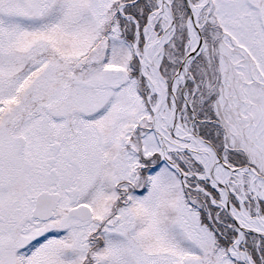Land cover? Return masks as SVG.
I'll return each instance as SVG.
<instances>
[{"label": "snow or ice", "instance_id": "obj_1", "mask_svg": "<svg viewBox=\"0 0 264 264\" xmlns=\"http://www.w3.org/2000/svg\"><path fill=\"white\" fill-rule=\"evenodd\" d=\"M0 264H264V0H0Z\"/></svg>", "mask_w": 264, "mask_h": 264}]
</instances>
